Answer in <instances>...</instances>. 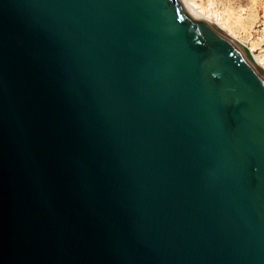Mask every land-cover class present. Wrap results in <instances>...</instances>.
Instances as JSON below:
<instances>
[{
  "label": "water",
  "instance_id": "1",
  "mask_svg": "<svg viewBox=\"0 0 264 264\" xmlns=\"http://www.w3.org/2000/svg\"><path fill=\"white\" fill-rule=\"evenodd\" d=\"M0 264H264V71L182 0H0Z\"/></svg>",
  "mask_w": 264,
  "mask_h": 264
},
{
  "label": "rangeland",
  "instance_id": "2",
  "mask_svg": "<svg viewBox=\"0 0 264 264\" xmlns=\"http://www.w3.org/2000/svg\"><path fill=\"white\" fill-rule=\"evenodd\" d=\"M210 23L225 28L243 43L258 19L260 0H186ZM218 22V23H217ZM220 22V23H219ZM219 24V25H218ZM227 28V29H226Z\"/></svg>",
  "mask_w": 264,
  "mask_h": 264
},
{
  "label": "built area",
  "instance_id": "3",
  "mask_svg": "<svg viewBox=\"0 0 264 264\" xmlns=\"http://www.w3.org/2000/svg\"><path fill=\"white\" fill-rule=\"evenodd\" d=\"M244 46L264 71V0L259 2L258 19L248 32Z\"/></svg>",
  "mask_w": 264,
  "mask_h": 264
},
{
  "label": "bare ground",
  "instance_id": "4",
  "mask_svg": "<svg viewBox=\"0 0 264 264\" xmlns=\"http://www.w3.org/2000/svg\"><path fill=\"white\" fill-rule=\"evenodd\" d=\"M182 2L184 3V5L186 6V8L190 11V13L193 15V16H196L197 18H200V19H203L207 22V24L212 28L214 29L216 32H218L219 34L221 35H225V36H229L231 37L234 41H236L240 47L242 48V50H246L245 49V46H244V43L242 41H240L238 38H236V36H234V34H231L230 32L228 31H225L223 27L221 26H217L216 25V22H214L215 24H212L210 23L207 19H204L202 16L203 15H200L201 13V10H199V8H197L194 4L192 3H189L188 1L186 0H182ZM218 23V22H217ZM220 23V22H219ZM219 25V24H218ZM227 29V28H226ZM247 51V50H246ZM249 57H251L253 59V57L250 55V53L247 51ZM254 62L256 63V60L253 59ZM257 64V63H256ZM259 66V64H257ZM260 67V66H259ZM261 68V67H260Z\"/></svg>",
  "mask_w": 264,
  "mask_h": 264
}]
</instances>
